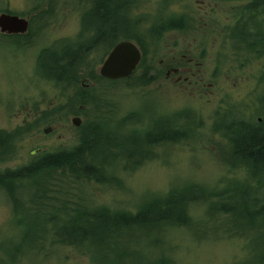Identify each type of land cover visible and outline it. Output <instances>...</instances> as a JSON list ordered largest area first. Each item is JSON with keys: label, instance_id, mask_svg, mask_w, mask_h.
I'll list each match as a JSON object with an SVG mask.
<instances>
[{"label": "rangeland", "instance_id": "obj_1", "mask_svg": "<svg viewBox=\"0 0 264 264\" xmlns=\"http://www.w3.org/2000/svg\"><path fill=\"white\" fill-rule=\"evenodd\" d=\"M120 2L124 0H118ZM81 0H56L55 12L45 18L46 26L39 34L38 45L52 49L57 45L71 44L81 39L84 5ZM133 15L145 21L143 30H148L161 17L166 19L182 18L185 29L166 33L160 46L150 48L145 66L130 80V83L118 81H101L97 89L101 108L87 105L82 117L84 121L93 120L99 115L110 112L113 119L119 121L126 117L137 116L141 124L135 125L138 131L145 129L148 123L162 117H172L181 112L194 116L196 133L189 140L178 145H164L154 150L155 158L143 167L132 172H120L122 188L108 187L96 183L77 184L61 172L55 177V186L50 188L49 197L58 200L46 205L40 200L48 194L47 186L27 183L24 190L16 193L17 199L0 191V264H152L150 257L141 262V249L135 243L123 242L116 246L101 245L91 247V254H85L73 247L52 245L53 228L44 232L33 229L35 220L58 214L67 201L61 187L68 190L69 201L80 203V198L92 207H107L112 210L137 211L139 204L147 196L163 195L173 188L197 184L208 189L216 188L226 177L244 175L231 173L225 160L230 156L227 142L214 132L215 121L220 112L233 108L238 114H257L260 111V98L264 94V56L249 53L245 45L233 41L230 36L239 19V10L247 2H229L220 0H134ZM50 6V0L43 4ZM80 7L82 9H80ZM36 5L30 0H0V15L6 12L20 17L39 18ZM85 11V10H84ZM83 38V37H82ZM125 40V39H124ZM123 41V40H122ZM1 44V43H0ZM192 45L202 51V58L210 75L207 84L215 83L212 95L190 96L180 88L166 81L159 61L166 58L169 50L180 46ZM29 51V50H27ZM26 51V52H27ZM35 50H30L32 55ZM206 55V56H204ZM105 59L102 52H95L90 58V68L98 75ZM153 67L149 77H155L152 83L140 82L144 73ZM20 68L12 63L9 51L0 45V93L2 98L19 99L24 97L34 102L45 100L46 106L57 102L63 106L73 96L72 91L63 93L52 84L31 85L29 90L20 95L23 87L17 80ZM31 76V75H30ZM212 76L215 78L213 79ZM128 81V80H126ZM18 84V85H16ZM88 84V83H87ZM14 89V90H13ZM20 95V96H19ZM96 95H93L97 98ZM100 95V96H99ZM19 96V97H16ZM85 106V104H81ZM42 109V108H41ZM43 110V109H42ZM115 112V113H113ZM86 113V114H85ZM117 113V114H116ZM61 114L53 123L57 128L53 135H45L44 129L49 125H37L34 133L29 135L30 152L39 147L49 150L72 149L78 144L80 129L73 123V116ZM111 118V119H112ZM252 121V117L248 118ZM85 123V122H84ZM16 124V123H14ZM30 121L29 125H35ZM116 124V123H115ZM113 125V124H112ZM110 127V126H109ZM133 130L134 126H130ZM112 129V128H111ZM110 131L104 141H114L122 145L116 153L127 155L134 152V140L130 132L124 129ZM127 131V132H126ZM35 140V141H33ZM108 149L99 152L100 157L113 159ZM59 192V193H58ZM65 193V192H64ZM70 206V204H69ZM206 204H194L190 215L200 231L208 235L196 239L189 229L169 228L161 235L166 257L174 264H246L247 250L243 238L222 236L221 224L211 222ZM255 242L249 244L254 249L256 244L260 251L264 249V227H255ZM45 240L36 241V236ZM20 252V253H19ZM18 257L10 263L12 257Z\"/></svg>", "mask_w": 264, "mask_h": 264}, {"label": "trees", "instance_id": "obj_2", "mask_svg": "<svg viewBox=\"0 0 264 264\" xmlns=\"http://www.w3.org/2000/svg\"><path fill=\"white\" fill-rule=\"evenodd\" d=\"M35 1L41 5L47 2V0ZM220 1L243 2L245 0ZM257 2L260 5L258 10H254L248 2L239 10V19L232 29L230 38L238 44L245 45L249 53L264 56L263 35L255 32L260 26L254 24V22L257 23V21H254L256 14L264 12V1L257 0ZM130 7L132 8L131 4ZM105 8L104 0H97L96 20H98V16L100 17L99 20L108 21L112 19V16L106 14ZM133 10H130L129 13L134 18H138L133 15ZM252 10L256 13L255 15L251 13ZM36 11L39 13L38 8ZM7 13L10 14V12ZM41 17L42 15L39 16V18ZM165 20L172 21V23H168L169 25L164 28L165 32L161 39L155 42L156 46H160L166 33L185 29L182 18L166 19L161 17L157 22H165ZM248 24H252L251 29L247 27ZM239 31H243L242 34L245 37L249 36L243 42L239 41ZM99 32L104 31L100 29ZM83 36L84 32L81 34V39ZM123 39L136 41L143 49L144 58L139 70L142 69L148 55L145 48L146 38L130 32ZM249 39H252L254 44ZM121 40L117 38L111 41L109 47L103 50V56L106 57L111 48ZM93 41V43L86 44L82 49L68 51L64 47L61 51L63 54L59 59L48 55L46 77L51 78L50 76H53L56 79V88L63 86L64 82L77 83L82 79L81 68L86 67L89 70V58L97 51L99 45L97 44L99 40ZM152 69L153 67L147 69L140 82L146 84L156 80L155 77H149ZM90 74V80L93 82L105 81L95 73V69H92ZM130 80L124 82L129 84ZM111 83L116 84L118 82ZM79 89L74 92L77 93L75 101H73V96H69L67 100L79 104L82 99L78 92L81 95L87 93V96H89L90 91H85L82 87ZM62 91L63 93L66 92L63 89ZM80 91H84V93ZM94 99L95 97H91L84 104L101 108L98 104L99 101ZM234 114L236 112L233 108L220 112L215 121L214 132L223 139L227 138L228 134L234 146L229 159L225 160V164L231 173L235 175L241 173L244 175L243 178L235 176L230 179L225 177L214 189L190 184L173 188L163 195L147 196L135 212L116 211L107 207L95 208L87 204L85 199L80 198L81 202L77 204V209H74L73 215H69L66 212L67 209L64 211L66 217H60L58 214L43 217L35 220L31 227L44 232L51 226L54 231L52 245L73 247L85 254H91L93 251L91 247L116 246L126 241V243H135L141 249V262L143 263L150 257L154 260L152 264H174L172 259L166 257L161 235L173 227L189 229L196 239L208 235L207 232L200 231L198 227L200 224H196L190 215V207L202 203L208 206L207 212L211 222L223 221L220 226L223 228V237L243 238L246 244L244 248L248 254L246 264H264V249L260 251L256 244L254 249L249 246L250 242L253 243L259 238L256 237L253 231L258 225L257 221L263 223L259 227H264V197L256 199V196L264 190V123L252 124L243 121L237 126L223 128L226 120L232 118ZM128 119L133 118L128 116L122 121ZM137 121L141 124V120ZM194 123L192 114L188 115L181 112L169 118L162 117L155 122L151 121L145 129L140 131L134 129L135 136L140 143L136 145L134 152H130L125 156L120 152L116 153V150L122 145L115 144L114 141H108L109 139L104 141V138H107V135L102 131L105 123L102 121L101 116H97L93 120L87 119L80 128L78 144L72 150L59 156L49 155L48 153L37 156L30 155L31 166L28 169L26 168L5 178H8L9 186L17 183L23 184L24 182L39 185V179H44L47 174L53 176L61 172L64 176L73 177L74 182L77 184L83 185V181H95L104 186L122 188L121 178L119 177L120 172H132L140 169L148 161L155 158L153 150L158 147L178 145L191 139L196 133ZM163 139H166L168 143H161ZM106 149L113 152L110 156L113 160L109 162L108 157L99 156V152ZM232 162H239L241 166H234ZM54 187L56 186L54 185ZM49 191L51 190L49 189ZM61 191L63 193L62 198L65 197L68 202V191L65 190L67 193H64L63 187H61ZM42 198L49 202L58 200V196L51 199L47 196ZM86 215H90V218L88 219ZM40 240H45L44 236L37 235L36 241L40 243ZM17 260V256L12 257L10 263H15ZM242 262L237 264H242Z\"/></svg>", "mask_w": 264, "mask_h": 264}, {"label": "flooded vegetation", "instance_id": "obj_3", "mask_svg": "<svg viewBox=\"0 0 264 264\" xmlns=\"http://www.w3.org/2000/svg\"><path fill=\"white\" fill-rule=\"evenodd\" d=\"M10 15L18 16L13 13H10ZM20 18L26 19L29 23L26 33L5 34L0 29V43L9 51L12 63L20 68L16 78L23 90L18 92H22L20 95H23L24 91L30 89L31 85H41L45 82L52 84L56 88V79L53 76L51 78L46 77V61L49 56H56L57 53L54 52L56 46L50 47L52 49H46L38 45L39 34L42 31V27L46 26V19ZM31 49L35 50L32 55L28 54ZM198 50L199 48L195 50L192 45L171 49L168 51L166 58L159 61V66L162 70L161 72L164 73L166 81L180 88L185 94L190 96L212 95L216 84L213 82H208L209 84H207L211 74L206 69L205 59L201 56L202 51L199 57L194 56L198 53ZM212 78L215 79L213 76ZM31 102V100L24 97L20 98V100L14 99V96L5 99L1 97L0 93V152L5 156L4 159L0 158V171L29 165L30 158L27 150L29 148V122L31 120L39 121L44 116L48 119L60 117L61 105L57 102H51L46 109L44 108L46 106L44 99L38 102L33 101L32 107ZM47 129H51L48 135H53L57 130L54 124H49L44 129V133ZM5 146H9L12 150L6 153L4 151ZM49 151L47 148L39 147L36 149L35 154L32 152V155H39Z\"/></svg>", "mask_w": 264, "mask_h": 264}, {"label": "bare ground", "instance_id": "obj_4", "mask_svg": "<svg viewBox=\"0 0 264 264\" xmlns=\"http://www.w3.org/2000/svg\"><path fill=\"white\" fill-rule=\"evenodd\" d=\"M30 1H32L36 5V8L39 9L38 14H39V16L42 15L41 19L42 18L45 19V18L52 16L55 12V6H57L56 0H51V5L48 8H44L43 5L36 2L35 0H30ZM255 1L254 0H245V2H248L250 6H253L254 10H258L260 5H259V2H257V0H255ZM127 2H128V4H127ZM80 3L82 5H84V9H83L84 13H83L82 22H81L82 31L84 32V36L81 40L79 39V40L73 41L70 45H68V44L67 45L64 44V45H60V46L57 45L56 46V53L57 54H56V56H53V57H55V59H59V57L62 56L63 53H61V51L64 47H66V50H68V51H71L74 49H82L86 44L93 43L94 42L93 40H96V41L99 40L97 43L99 45L96 49L97 50L96 52L101 51L103 53V50L107 49L109 47V43H111V41H113L117 38L124 40L123 39L124 36L130 32L132 34H139L142 37L146 38L145 39L146 40L145 48H146V51L148 53L149 52L148 50L150 48L156 46L155 42H158L161 39V36L165 32L164 28L169 25L168 23H172V21H168V20H165V22H157L156 21L152 26L149 27L148 30H143L144 26H145V21L142 19L134 18L131 15V13H129L130 10H133L135 7L134 0H124L122 2H120L118 0H104V4L106 6V8H105L106 14L112 16V19L108 20V21L99 20L100 19L99 16H98V20H96L97 17H95L96 16L95 11L97 9V0H81ZM130 4H131L132 8L130 7ZM80 9H82V8L80 7ZM251 13L254 15L256 14L253 12V10ZM254 21H257V23L254 22V24H257L258 27L260 26V28L257 29V31H255V32H257L259 35H263V39H264V12L257 13ZM185 26H186V24H185ZM247 27L251 29L252 24H248ZM100 29H103L104 32H99ZM242 33H243V31L238 32V37H239L240 42H243L246 38L249 37V36L245 37ZM88 37H89V39H88ZM249 41L251 43H253L252 39H249ZM113 48H111L110 52L113 50ZM142 51H143V49H142ZM110 52H109V54H110ZM143 55H144V53H143ZM107 56L105 57V59L107 58ZM81 70H82V73H81L82 79L79 80L77 83L64 82L63 86L56 88V89L62 88L64 91H72L73 93L77 92L78 89L81 87L85 91H90L88 93L89 96H87V93H84V91H80V92L84 93L82 95L78 92V95L81 96V99H82V102H79V104L74 103L72 101H69L67 104L63 105V107L60 106L61 114L62 113L65 114L64 116H67V117L73 116V119L79 118L82 120V125L80 127L75 126L78 129H80L83 126L84 122H86V121H84V119L82 117H80V115L83 114L82 113L83 111L85 112V107H87V105L83 106L81 104H84L87 100L91 99V97H94L93 95L98 94L97 89H95V87L97 86V84L100 83V82H93L92 80H90V76H91L90 72H92V69L90 68V66H89V70L86 67L81 68ZM98 76H99V74H98ZM50 77H52V76H50ZM78 85H79V88H78ZM76 96H77V93H74L73 101H75ZM96 96H97V98L95 97L94 100L95 101H101V98H99L98 95H96ZM260 103L262 105L260 108V111L254 115L248 114V113H245V114L239 113L238 114V111L235 110L236 114L232 115V118H228L226 120V122L223 125V128L227 129V127H229V126H233V127L237 126L238 124L243 123V121H247V122L252 123V124L264 123V94L260 98ZM111 113L112 112H110L107 115H104V114L99 115V116H101L102 121H104V123H105V125L102 128V131L109 137L111 135L110 131L111 130L113 132L115 131L114 130L115 126L117 127L118 130L124 131V129H126L127 131L130 132L129 138L132 139V141L134 140L135 147H136V145H139L140 142H139L138 138L135 136V133L133 131L135 129V125L138 123L137 120H139V119H137V116L133 115V116H131L133 119H128L125 121H119L116 118L113 119L112 117H110ZM113 113H115V112H113ZM61 114H60V117H61ZM60 117H58L56 119H52V118L48 119L45 116L43 118H40L39 121H35L36 124L34 126L33 125L30 126L29 135L34 133L35 131H37L34 128L37 125H49V124L56 123L60 119ZM250 117L253 118L252 121L248 119ZM130 126L131 127L134 126V129L132 130L130 128ZM44 134H46V133H44ZM46 135H48V134H46ZM227 138H225L224 140L227 142V145L229 147V151L231 153V151H233L234 145L230 141L228 134H227ZM161 143L166 144L168 142L166 139H163L161 141ZM72 149L71 148L70 149L59 148V149H53V150H50L49 152H43V153H48L49 155L59 156L63 153L69 152ZM11 150L12 149L9 146L4 147V151L6 153L10 152ZM35 151L36 150L30 152V149L28 148L27 152L29 153V158H30V155L31 156H37V155H32V152H34L33 154H35ZM0 158H2V159L5 158V156L1 152H0ZM111 160H113V159H111ZM29 162H30V159H29ZM108 162H109V160H108ZM232 163L234 164V166L235 165L238 167L241 166V164L239 162H232ZM30 166H31V163H29V165L26 167L12 168V169H8L5 171H0V179L3 178V180L0 181V191L5 192L9 197H12L13 199L16 200L17 199L16 193H19L22 190H24L26 187V184L29 182H24L23 184H20V183L11 184L9 186V180H7L8 178H5V177H8L9 175H12V174H17L26 168L28 169V167H30ZM58 173L54 174L53 176H51L50 174H47L44 179H39V181H38L39 185L43 184V185L47 186L48 194L44 195V196H47L48 198H50L49 197V193H50L49 189H50V187L55 185L54 181H56L55 177L57 176ZM69 177L73 181H75V179L73 177H71V176H69ZM87 183H96V182L95 181H83V184H87ZM96 184H100V183H96ZM100 185H102V184H100ZM65 186H66V184H65ZM65 186L63 187L64 192H66ZM48 187H49V189H48ZM61 193H62V191H61ZM256 197H257L256 199L263 198L264 197V190L262 193H260V195H257ZM40 200H43L44 204L45 203L47 204L49 202L43 198H40ZM69 204H70V206H69ZM77 204L78 203H73L72 201H68L67 206L65 204V206L61 210L60 214L64 215V211L68 209L66 212L69 213V215H73L74 209H77ZM230 206H231V204H230ZM86 216L88 219L90 218V215H86ZM256 220H255V222H256ZM257 223L259 225L263 224V223H260L258 221H257Z\"/></svg>", "mask_w": 264, "mask_h": 264}, {"label": "water", "instance_id": "obj_5", "mask_svg": "<svg viewBox=\"0 0 264 264\" xmlns=\"http://www.w3.org/2000/svg\"><path fill=\"white\" fill-rule=\"evenodd\" d=\"M28 21L9 14L0 15V29L5 34H24L28 28ZM143 59L141 47L132 40L118 43L104 60L99 75L110 81H120L130 78L138 69ZM72 123L76 127L82 125V120L74 118ZM51 129L45 131L49 134Z\"/></svg>", "mask_w": 264, "mask_h": 264}]
</instances>
